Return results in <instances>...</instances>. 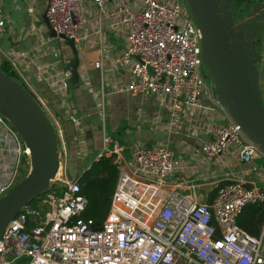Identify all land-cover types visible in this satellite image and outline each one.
<instances>
[{
    "label": "built area",
    "instance_id": "built-area-1",
    "mask_svg": "<svg viewBox=\"0 0 264 264\" xmlns=\"http://www.w3.org/2000/svg\"><path fill=\"white\" fill-rule=\"evenodd\" d=\"M183 3L45 0L43 13L48 28L71 40L76 52L82 46L97 47L92 64L98 74L97 99L107 87L153 99L167 114L154 127L168 134L179 130L183 118L194 121L189 128L209 138L200 146L207 162L221 160L229 148L241 165L264 159V152L244 136L205 84L200 33ZM7 10L0 0V36L8 22ZM35 25L42 46L48 40L42 36L46 29L40 18ZM105 34L117 45L112 46ZM59 74L49 86L65 99L69 73ZM79 82L82 89L88 88L85 75ZM20 86L53 123L60 176L48 187L57 186L60 193L39 196L9 222L0 234V264H264V216L256 237L236 225L245 206L264 205V189L234 179L216 186L210 200H199L190 180L184 185L189 193L178 191V185L170 191L167 187L178 165L173 151L163 145L131 149L104 136L102 151L91 160L110 157L117 178L107 214L95 230V224L79 218L86 202L77 195L76 178L64 176L66 150L57 122L28 80L21 79ZM202 98L207 106L200 105ZM99 107L102 113V103ZM69 112L74 139L80 144L82 128L70 108ZM103 121L102 114V129ZM188 169L191 172L193 166ZM28 170V149L0 113V197ZM248 173H257L264 183V165L242 171Z\"/></svg>",
    "mask_w": 264,
    "mask_h": 264
},
{
    "label": "crops",
    "instance_id": "crops-1",
    "mask_svg": "<svg viewBox=\"0 0 264 264\" xmlns=\"http://www.w3.org/2000/svg\"><path fill=\"white\" fill-rule=\"evenodd\" d=\"M3 2L8 9V22L0 36V64L4 63L9 68L18 84L21 85V79L30 82L37 96L49 110L52 119L59 126L67 156L74 157L78 167L82 166L84 159H89L102 151L106 117L110 130V134L105 136L107 140L116 141L125 148L147 149L163 145L173 151L178 169L167 187L170 191L176 190L175 185H178V191L189 193L184 185L190 180L196 185L194 192L197 198L210 200L216 186L234 179L243 181L247 186L252 184L264 189V183L260 181L257 173L242 175V171L248 167L264 165V159L241 165L237 162L234 149L229 148L221 160L207 162L200 152V146L209 138L189 128V124L192 125L194 121L183 118L179 130L175 134H168L154 127V122H163L167 114L153 99L127 92H112L107 89L108 87L103 90L102 99H97L94 91L98 90V74L92 67L93 62L97 60V47H80V45V50L77 51V75L79 78L85 75L88 88L82 89L78 78V83L73 88L69 87L67 81L68 95L65 99L57 96L49 83L51 79L58 80L61 77L60 72L67 71L71 54L63 43L49 38L46 32L42 36L48 39L47 42L42 46L38 44L40 36L34 30L33 14L44 12L45 0H38L42 4V12L39 11L38 4L35 7L33 0H3ZM22 3L28 7V10L27 7L23 8ZM30 10L35 11L30 12ZM105 37L112 46L117 45L118 41L112 42V37L106 34ZM261 94L264 98V86ZM101 103L102 113L99 107ZM200 105L207 106L204 98L200 100ZM69 108L82 128L80 144L74 139L75 125L70 121ZM47 120L54 134L53 123L50 119ZM54 139L58 150L55 136ZM123 158L127 164L130 159L127 151L123 153ZM189 166H193L191 172Z\"/></svg>",
    "mask_w": 264,
    "mask_h": 264
},
{
    "label": "water",
    "instance_id": "water-1",
    "mask_svg": "<svg viewBox=\"0 0 264 264\" xmlns=\"http://www.w3.org/2000/svg\"><path fill=\"white\" fill-rule=\"evenodd\" d=\"M231 0H184L200 33V55L211 79V89L244 136L264 152V108L257 89L260 49L251 43L264 21V0L252 6L249 23L235 24ZM49 38L61 41L70 51L68 85L78 83L77 52L71 40L56 36L40 16ZM0 113L10 122L29 152L27 175L0 197V234L17 213L37 199L57 170L54 134L42 110L16 82L0 70ZM99 230V224H95Z\"/></svg>",
    "mask_w": 264,
    "mask_h": 264
},
{
    "label": "trees",
    "instance_id": "trees-1",
    "mask_svg": "<svg viewBox=\"0 0 264 264\" xmlns=\"http://www.w3.org/2000/svg\"><path fill=\"white\" fill-rule=\"evenodd\" d=\"M0 70L12 81L18 83L12 76L9 68L0 64ZM117 178V169L111 163V158L101 156L97 160H91L76 177L78 186L77 195L85 199V207L79 218L91 221L93 224H101L107 214L109 199L113 192ZM59 194V187H48L41 194ZM40 195V196H41ZM29 203L27 206L30 207ZM264 216V205L253 204L245 206L236 218V225L249 236L256 237L259 233Z\"/></svg>",
    "mask_w": 264,
    "mask_h": 264
},
{
    "label": "rangeland",
    "instance_id": "rangeland-1",
    "mask_svg": "<svg viewBox=\"0 0 264 264\" xmlns=\"http://www.w3.org/2000/svg\"><path fill=\"white\" fill-rule=\"evenodd\" d=\"M258 1L259 0H231L230 4H229V8L231 10V15H232V19L234 20V23L240 24L243 21L245 23L250 21V19L253 16V14L251 12L252 6L255 3H257ZM33 2L35 4V7H37V4L39 5V11L41 10V12H42V10H43L42 4H40L38 2V0H33ZM183 2H184V0H183ZM183 5H184L185 9L188 11V8H187L185 2L183 3ZM22 6L24 9L27 7L23 3H22ZM26 9L28 10V7ZM27 10H26V12H28ZM29 14H31V13H29ZM33 16H34L36 22H38V18H40L41 13L38 16L36 14H33ZM36 22L34 23V27L36 26L35 25ZM43 36H44V34H43ZM112 42H114V41H112ZM251 42L256 45V48L260 49L261 62L259 64L255 65L257 70H258V80H257L256 85H257V89L260 93L261 105L264 108V98H263V94H261L262 93V86H264V21L260 24V26L256 30V33L254 34V37L252 38ZM65 49H67V48H65ZM201 71L203 73V76L205 77V80H204L205 84L207 86H211V79L209 78V75L204 70L203 66L201 67ZM104 131H105V136L110 134L109 133V131H110L109 125L107 123L106 117H105ZM57 151L58 150L56 148V153H57ZM92 158H93V156L89 159H84L82 161V166L78 167V164H77V161L75 160V158L71 157V156H67V153H66L65 167H64L65 178L70 179V180L76 178L79 175V173L83 170V168H85L86 165L91 161ZM29 170H30V167H29ZM22 177L24 178L25 176H22Z\"/></svg>",
    "mask_w": 264,
    "mask_h": 264
},
{
    "label": "flooded vegetation",
    "instance_id": "flooded-vegetation-1",
    "mask_svg": "<svg viewBox=\"0 0 264 264\" xmlns=\"http://www.w3.org/2000/svg\"><path fill=\"white\" fill-rule=\"evenodd\" d=\"M242 23H245V22L243 21ZM247 23H249V21H248ZM251 43H252V42H251ZM252 44H253V49H254V50L259 49V48H256V45H255L254 43H252Z\"/></svg>",
    "mask_w": 264,
    "mask_h": 264
},
{
    "label": "bare ground",
    "instance_id": "bare-ground-1",
    "mask_svg": "<svg viewBox=\"0 0 264 264\" xmlns=\"http://www.w3.org/2000/svg\"><path fill=\"white\" fill-rule=\"evenodd\" d=\"M59 176H60V171L58 170L57 173H56L55 178H59Z\"/></svg>",
    "mask_w": 264,
    "mask_h": 264
}]
</instances>
